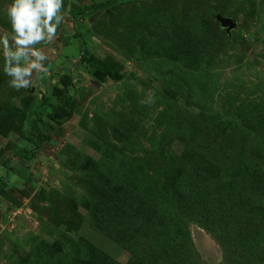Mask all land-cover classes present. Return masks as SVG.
I'll list each match as a JSON object with an SVG mask.
<instances>
[{"label":"rangeland","instance_id":"rangeland-1","mask_svg":"<svg viewBox=\"0 0 264 264\" xmlns=\"http://www.w3.org/2000/svg\"><path fill=\"white\" fill-rule=\"evenodd\" d=\"M10 2L0 0V34L10 31ZM64 7L67 23L37 46L48 59L30 90L9 87L0 57V264H232V242L189 216L209 185L220 191L212 182L220 176L248 214L244 261L264 264V0ZM216 15L236 23L230 35ZM214 153L229 160L222 173ZM122 169L161 204L164 228L179 232L175 262H144L95 229L98 211L125 236L140 217L141 203L114 200L120 182L109 188ZM188 173L200 192L188 188ZM246 181L257 207L240 196ZM174 183L190 211L175 200Z\"/></svg>","mask_w":264,"mask_h":264},{"label":"trees","instance_id":"trees-1","mask_svg":"<svg viewBox=\"0 0 264 264\" xmlns=\"http://www.w3.org/2000/svg\"><path fill=\"white\" fill-rule=\"evenodd\" d=\"M101 5L103 4H96L92 8L95 9ZM89 10L91 9L80 10L79 14H85ZM210 159H212L216 167L220 168V173H222L224 170L223 168L227 167L229 164V160L221 154L218 157V155L214 153L213 157L211 156ZM126 172L127 170L124 169H122V171H112V178L114 181L109 188H112L118 184V182L122 184L123 191L119 193L115 191H112L114 193L111 192L115 194L113 196L116 198H113L117 204L119 201L124 203V205L128 203H141L142 207L139 209V212H141L140 217H136L137 220L133 221L128 229L129 231L133 229V232H131V234L128 233L126 236L120 234L122 225H118L113 229L114 221L109 219L105 223L102 222L99 211L97 212V222L94 223L95 229L101 234H105L114 241L126 246L134 257L142 259L144 262L151 263L154 259L161 261L163 258H167L170 263L175 262V256L177 255L176 250L180 246L177 241L181 240L179 238V232L174 233L164 228V223L166 222L164 220L161 204L150 202L147 197V187L143 180L141 178H134L133 175H127ZM192 174L188 173L187 185L191 184L188 188L193 187L194 190L200 192V183L197 184L195 182L194 175ZM126 175L129 176V178ZM125 178L128 180L126 186ZM212 182L220 185V191L215 190V188H210L212 184L209 185V192L206 193L207 196L203 200V205L200 210L197 211L196 215H194L193 212L189 213V216H191L193 220L198 221L203 228L207 229L218 240H222L226 244L232 242L230 244L232 252L228 251L232 264H251V258L249 257L247 262L244 261V255L249 253L247 251L248 244L244 243L242 245L241 242V238L246 234V231L249 230V222L247 221L248 214L242 208L232 204L228 199L227 192L225 191L224 178L220 176V180ZM4 186V183L0 185V191ZM131 187L132 189H129ZM173 190L175 200L179 204L181 203L185 211H190L192 205L189 203V198H186L181 184L174 183ZM134 195L136 197H134ZM240 196L243 201L251 206L257 207V205H260L247 181L244 182ZM195 203L197 204V202ZM154 240H157V242ZM144 242H148L151 247L148 248Z\"/></svg>","mask_w":264,"mask_h":264},{"label":"clouds","instance_id":"clouds-1","mask_svg":"<svg viewBox=\"0 0 264 264\" xmlns=\"http://www.w3.org/2000/svg\"><path fill=\"white\" fill-rule=\"evenodd\" d=\"M4 15L10 31L0 34L3 74L10 88L27 91L33 74L46 71L48 57L37 46L50 44L67 23L64 0H11Z\"/></svg>","mask_w":264,"mask_h":264},{"label":"water","instance_id":"water-1","mask_svg":"<svg viewBox=\"0 0 264 264\" xmlns=\"http://www.w3.org/2000/svg\"><path fill=\"white\" fill-rule=\"evenodd\" d=\"M216 19L219 21L221 27L227 30L228 35H230L231 31L236 27V23L233 21L232 18L216 15Z\"/></svg>","mask_w":264,"mask_h":264}]
</instances>
